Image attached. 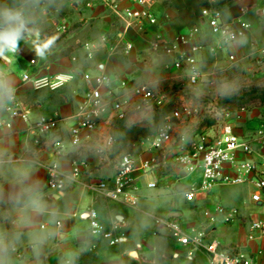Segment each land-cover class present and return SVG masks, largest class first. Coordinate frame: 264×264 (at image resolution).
<instances>
[{
	"label": "crops",
	"instance_id": "crops-1",
	"mask_svg": "<svg viewBox=\"0 0 264 264\" xmlns=\"http://www.w3.org/2000/svg\"><path fill=\"white\" fill-rule=\"evenodd\" d=\"M195 1L188 0V7L192 9L188 14L184 11L186 5L177 0H156L154 11L160 20L159 28L168 35L195 24L201 25L202 40L207 47L200 54L198 63L204 75L226 54L220 49L215 52L208 49L216 38L210 37L209 28L201 18L202 7L211 2L219 8L218 0H205L198 17L194 18ZM262 1L228 0L223 9H219L223 20L230 22L240 14L241 8H247V16L249 5ZM129 4V0L123 2L124 6ZM5 5L7 8L2 9ZM26 6L27 14L21 13ZM262 8L264 5L261 4L258 11ZM14 10L24 18L25 30L21 31L17 41V46L22 48L20 55H27L31 63L32 55L38 51L44 53L45 61L37 72L32 73L30 80H24L23 75L18 78L12 70L15 63L12 52L5 51L0 55V119L13 123L10 129L0 128V264H178L181 259L182 264H210L206 244L213 241L251 254L257 264H264V235L250 236V219L264 220V203L252 200V184L247 187L248 202L234 205L227 204L233 190L226 191L225 187L230 185L217 184L210 191H198L194 202L204 204L207 214L204 219L190 224H182L180 213L175 210L167 217L156 214L139 191L134 193L136 203L131 204L125 199H110L102 190L89 186L113 174L114 156L105 150L103 124L94 131L82 132L79 145L71 142L72 115L92 85L85 75L115 72L132 84L150 82L158 89L172 87L174 83L182 85L169 58L155 53L149 43L133 31L126 32L120 18L117 24L101 19L99 16L109 10L102 0H0V22L8 26L3 14ZM84 18L80 29L74 27ZM93 22L100 24L98 29H95V23L91 24ZM36 26L46 30L41 35L42 42L34 45L28 43L34 34H27L35 32ZM252 28L249 36L230 44L228 54L240 56L242 63L253 57L264 60L259 51L262 46L259 43L264 42V25L258 28L255 24ZM124 34L133 43V49L128 53L124 52L120 40ZM87 41L98 43L99 49L88 55L82 46ZM63 51H66L64 55H57ZM55 74L71 77L57 88L34 85L36 78ZM130 99L132 104L136 102L134 94ZM12 110L25 114L27 119L21 115L11 118ZM133 110L130 111L133 121H146L153 114L147 109ZM57 116L63 120L53 135H38L28 130L29 123L34 120ZM212 117L216 120L214 124L229 123L240 137H247L264 123V105L250 107L239 115L225 110ZM193 120L182 122L179 133L212 131L214 124H201L198 131ZM138 143L134 154L140 164L154 151L147 138ZM253 147L251 154L238 150L237 157L264 162V145L255 142ZM75 160L87 163L82 174L77 179L68 177L62 191L49 189L46 183L48 166L56 162L68 174ZM153 174L158 186L171 193L181 192L175 188L179 183L185 184V188L198 189L200 186L199 172L166 176L157 170ZM217 203L239 208L241 218L226 223L214 212ZM90 209L97 212L104 229L112 231L113 236L119 238L118 242L111 243L109 238L91 231L87 216ZM210 214L214 218L211 219ZM57 221H61V226ZM171 222L178 223L185 231L195 227L202 233L201 241L181 243L173 235ZM166 231L172 233V240L159 234ZM149 252L153 253L151 258L145 256Z\"/></svg>",
	"mask_w": 264,
	"mask_h": 264
},
{
	"label": "built area",
	"instance_id": "built-area-1",
	"mask_svg": "<svg viewBox=\"0 0 264 264\" xmlns=\"http://www.w3.org/2000/svg\"><path fill=\"white\" fill-rule=\"evenodd\" d=\"M124 1L126 0H102L105 6L124 22L126 32L133 31L142 40L147 41L155 53L169 58L170 66L182 85H197L203 76L198 63L199 56L207 47L202 40L201 25L195 24L173 35H168L159 28L160 20L154 11L156 0H129L130 4L126 6L123 5ZM247 11L246 7L241 8L238 16L226 22L223 20L222 11L211 2L202 7L203 24L207 25L210 33L216 37V40L208 46L211 52L240 41L250 31L252 26L246 18ZM7 27L0 22V30ZM120 40L124 44L125 53L133 49V43L125 37V34ZM82 46L88 55L100 47L93 41L84 42ZM259 51L264 56V45L259 48ZM237 58L238 56L234 53L229 54L230 60L234 61ZM73 59L76 58L73 57ZM36 63L37 59L33 58L31 64ZM70 77L66 74L42 76L35 79L34 85L57 88ZM31 78L32 73L23 74L24 80ZM85 78L92 81V85L72 115L74 122L70 126L69 134L74 145L80 144L82 132L94 131L100 124H103L106 132L103 143L105 150L111 154L115 144L111 134V125L115 119H123L128 123L145 126L152 125L155 122V111L171 101L170 98L167 99L165 93H159V89L152 83L132 84L130 80L120 77L115 72L102 71L94 75L86 74ZM131 94H134L136 98L134 104L130 99ZM133 108L140 111L147 109L153 114L146 121H133L130 119V111ZM197 109L191 101L180 96L173 108L156 126L154 132L147 136L154 151L149 159L138 164L133 152L115 155L112 160L113 174L89 186L102 190L110 199H125L135 204L137 198L134 193L140 187V179L149 172L160 170L166 176L199 172V188L190 187L181 191L188 201H195L198 191H210L217 184L248 183L254 186L251 194L252 200L256 203H264V162L252 159L240 160L236 155L238 150L251 154L254 151L255 142L264 145V123H261L257 130L247 137H240L233 125L229 123L214 124L210 132L203 130L191 134L179 133L180 124L190 120ZM245 110V107H241L234 112L239 115ZM18 115H21L18 110L11 111V118ZM21 116L27 119L25 114ZM62 120L60 116L41 117L30 122L28 130L38 135H53L60 129ZM143 122L145 124H142ZM12 126L13 123L10 120L0 119V128L10 129ZM86 166V162L75 160L71 171L66 174L58 163L50 164L47 168V187L55 191L64 190L67 178L71 176L77 179ZM147 186L152 188L158 186V183L155 179H150ZM214 212L221 215L226 223L241 218L239 208L221 203L215 204ZM87 216L94 234L109 238L111 243L119 241L118 237L113 236L112 231L104 229L95 210H88ZM210 217L214 218L211 214ZM158 221L163 220L158 219ZM57 225L61 226V221H57ZM169 225L173 229V235L181 243H198L202 239V233L195 227L185 231L176 222H171ZM250 229L251 237L263 236L264 220L250 219ZM206 250L210 256V264H257L251 254L224 247L217 241L206 244Z\"/></svg>",
	"mask_w": 264,
	"mask_h": 264
},
{
	"label": "rangeland",
	"instance_id": "rangeland-1",
	"mask_svg": "<svg viewBox=\"0 0 264 264\" xmlns=\"http://www.w3.org/2000/svg\"><path fill=\"white\" fill-rule=\"evenodd\" d=\"M85 1L86 0H83V2ZM177 1L178 3H183V5H186V9H184V11L185 14H188V12H190L189 10L191 9L190 6L188 7V0ZM204 1L205 0L195 1L196 6L194 18L198 17ZM227 2L228 0H218L217 4L219 8L223 9V6ZM261 4L264 5V0L260 4H250L251 6L249 5L250 11L246 18L251 22L252 27H254L255 24H257L258 28L264 25V8L259 9L258 11V8L261 6ZM3 8H7V5L3 6L2 9ZM27 10L28 8L26 6L24 9H22L21 13L27 14ZM12 13L18 12L14 10ZM99 17L101 19L106 18L107 20L112 21L113 24H117V21H119V17L115 15V13H113L110 9L105 13H102ZM84 20L85 18L74 25V27L76 26L80 29ZM94 23L95 29H98L100 24H97L96 22L91 24L94 25ZM205 27L208 29L207 26ZM33 29L35 32L32 31L31 33L29 32L27 34H34L28 43L35 45L42 42L41 35H44L46 29L40 26H36ZM252 29L253 28H251L250 31ZM250 31L244 36V38L249 36ZM210 37L216 38L211 33ZM259 44V46H263L264 42H260ZM229 48L230 45H226L220 49L224 54H226V56H223L222 60L216 63L214 66L209 67L197 85L189 86L187 84L180 85L174 83L172 87L165 86L163 89H159V93H165L167 95V99L170 98V100H173V106L175 105V102L180 99V94L183 95L184 99L191 101L195 106H197L198 109L191 119H194L192 124L195 128L198 127V131L202 124L203 118H214L212 117V114L224 112L225 110L231 111L226 106L219 105V102L222 98H225L228 95H241L244 92L251 90L264 89V60H261L259 57H253L242 63L240 56H238L237 60L232 61L229 59ZM21 51L22 48L17 46L16 51L11 53L15 60L12 70L18 78L22 77L26 71L30 74L37 72L38 68L42 66L45 61L44 53L41 54V52L36 51L32 56L37 59V63L32 65L29 62V57H27V55H20ZM28 65L29 68L27 69ZM247 107L249 108L250 105H247ZM147 136H143L141 134L137 135L134 130L127 132L125 134L127 141L126 148L131 149V151L134 153L135 146L139 144L138 142L142 141L144 138H147ZM153 173L154 172H149L140 179L141 186L137 190L139 191L141 198H145L151 204V210H153L156 214L165 217L169 215V212L175 210L180 213L179 221L182 224H190L192 222H196L199 219H204L205 215L207 214L204 204H196L194 201L186 200L182 192L171 193L163 190L160 188V186H155L152 188L147 187V182L150 179H156ZM247 187L249 188L248 183L226 186V191L233 190V194H231L229 197V202L227 200V204L234 205L248 202L249 190ZM218 190L220 191L221 189L218 188ZM159 234L166 237V240L173 239L171 232H159ZM182 262L183 261L181 259L179 260L178 264H182Z\"/></svg>",
	"mask_w": 264,
	"mask_h": 264
},
{
	"label": "trees",
	"instance_id": "trees-1",
	"mask_svg": "<svg viewBox=\"0 0 264 264\" xmlns=\"http://www.w3.org/2000/svg\"><path fill=\"white\" fill-rule=\"evenodd\" d=\"M65 53L66 51H63L57 55L60 56ZM172 103L173 100L155 111V122L152 125L141 126L137 124H130L123 119H115L111 125V134L115 140L112 156L132 152L131 149L126 148L127 141L125 134L131 130H134L137 135L141 134L143 136H147L151 134L154 132L159 122H161L165 115L173 108ZM219 105L226 106L231 111L238 110L241 107L248 108L247 105H250V107L264 105V89L247 91L241 95H228L220 100ZM215 122V118H203L202 120V124H206L208 126L214 124Z\"/></svg>",
	"mask_w": 264,
	"mask_h": 264
},
{
	"label": "clouds",
	"instance_id": "clouds-1",
	"mask_svg": "<svg viewBox=\"0 0 264 264\" xmlns=\"http://www.w3.org/2000/svg\"><path fill=\"white\" fill-rule=\"evenodd\" d=\"M3 16L8 22V27L0 30V55L5 51L15 52L20 33L25 30L24 21L19 13L5 12Z\"/></svg>",
	"mask_w": 264,
	"mask_h": 264
},
{
	"label": "water",
	"instance_id": "water-1",
	"mask_svg": "<svg viewBox=\"0 0 264 264\" xmlns=\"http://www.w3.org/2000/svg\"><path fill=\"white\" fill-rule=\"evenodd\" d=\"M202 22H203V19H202ZM175 188L177 189V191H182L185 188V184L179 183L176 185ZM145 256L147 258H151L153 256V253L152 252L146 253Z\"/></svg>",
	"mask_w": 264,
	"mask_h": 264
}]
</instances>
